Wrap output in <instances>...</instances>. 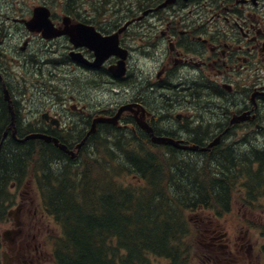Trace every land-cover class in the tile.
I'll return each mask as SVG.
<instances>
[{"label": "trees", "instance_id": "1", "mask_svg": "<svg viewBox=\"0 0 264 264\" xmlns=\"http://www.w3.org/2000/svg\"><path fill=\"white\" fill-rule=\"evenodd\" d=\"M65 1L72 6L93 4ZM124 1L98 0L104 7L128 3ZM1 86L0 82V190L9 180L24 177L30 168L35 171L48 210L62 226V237L54 247L56 264H144L149 256H162L172 263L184 261L187 211L203 203L218 214L229 212L230 184L239 176L246 180L245 195L255 190L264 195V152L252 150L244 155L236 152L240 148L221 152L222 143L214 147L212 157L199 154L192 159L175 152L148 155L142 146L131 149L133 139L117 140L121 145L117 143L116 158L104 151L101 162L88 157L79 167L78 158L65 159L51 144L40 141L35 152L31 140L18 143L9 138V132L2 142L9 113ZM200 126L196 136L208 135L209 130L202 131L204 126ZM254 155L259 164L256 172H233L236 161L249 164ZM122 176L142 184L123 182Z\"/></svg>", "mask_w": 264, "mask_h": 264}, {"label": "flooded vegetation", "instance_id": "2", "mask_svg": "<svg viewBox=\"0 0 264 264\" xmlns=\"http://www.w3.org/2000/svg\"><path fill=\"white\" fill-rule=\"evenodd\" d=\"M192 1L185 2L176 0L173 4H167L164 8L157 10L158 12L149 13L145 17L146 22H148L146 27L147 30L149 31L155 27L157 28L160 39L168 46L169 53L166 56V60L172 61L174 65V67L171 68L166 61L161 65V85L166 86L168 84L171 72L173 69L176 70L178 68V64L185 67L195 66L203 74L206 67L212 68L216 63V60H208L211 52L213 54L215 46H217L213 44L212 41L208 40L211 39V36L206 37L202 35V41L198 42L196 40L198 32H202L200 29L203 27V32L212 31L210 28H212L214 17L208 20L207 23H202V26L199 27L195 24V21L184 22L178 19V14H181L185 6L191 5ZM122 2L125 1L122 0ZM226 3L227 4L222 6L221 10L229 17L225 16L224 19L227 22L230 21L229 18L233 19V25L236 28V30L231 33L232 36L225 34L224 40H222V49L220 50L223 57L221 62L223 66V80L221 83V87L223 88L222 98L226 105L221 113H214L215 111L210 110L212 112L210 116L211 120L209 119V115L206 120L208 123L217 120L222 124L223 131L221 132V136L223 138L224 135L228 138L231 137V139H227L226 141H232V144L235 145L241 143L250 146L249 148L239 149L240 152L238 150L237 153H251L254 149L253 151L260 154L261 149L259 147H261L264 140V125H262L264 124V85L260 84L261 78L256 71L261 67L264 31L260 25V20L256 17L255 12L252 11L253 6L250 2L245 3V0L238 2L234 0V2ZM153 6V4H148L147 8ZM127 7L131 9L133 5H127ZM218 16L220 15L218 14ZM235 16H237V18H235ZM240 19L243 26L238 23ZM210 21L211 25H209ZM130 26L131 25L126 27L124 24L115 26L114 31L120 30L119 40L121 45L125 44L124 42L132 37L129 32ZM205 28H207V30ZM196 42L199 46L193 47V44ZM81 52L87 59H93V54L88 49H81ZM193 53L201 56L198 62L189 58L193 56ZM204 53L206 54L204 55ZM171 54H174V59L170 58ZM203 57L205 60L202 59ZM83 69L86 70L85 72L95 75L92 81H84V88L96 91L99 88L100 79L98 75L101 69ZM253 71L254 74L252 75L251 73ZM183 74L185 73H178L175 75V78L179 76L180 78L177 80L181 81ZM247 81L249 82L248 85ZM179 86L183 88V90L179 92L192 93L197 91V89L191 85L180 84ZM94 93L96 92H90L86 97L92 99ZM13 96H16V91L13 92ZM86 97L80 98L81 107L79 109L84 120L79 116L73 117L76 125L83 126L85 123V134L88 130L87 126L91 124L94 117L101 114L113 115L117 110V108H115L114 111H101L100 108L96 109L97 104H93L90 111H87L86 104L81 103ZM49 98L54 101L57 109L62 110V104L65 103L64 99L54 95L52 96L51 94H49ZM31 103H33V99L26 104L27 108L23 109L26 110L25 115H21L22 117H18L14 122L16 134L21 133L22 137L30 132L36 131L49 133V131L44 128H37L31 125V123H39V113L41 112L40 108H36L34 112L33 109L30 108ZM145 105L148 113L146 120L158 134L170 135L183 139L185 142H196L201 140V135L196 136L198 132L195 128L198 126H195V128L193 127L194 123L199 124V126H205V122L203 121L205 119L202 115L203 112L201 107L195 106L191 109L192 112L190 114H176V120L181 119L182 122L176 127L166 128L163 125L160 126L157 124L156 117L149 109V105L147 103H145ZM93 107H95V109ZM246 112H248L249 115L245 114ZM48 114L50 115L49 112ZM57 114L58 113H56L55 116H57ZM169 115H172L171 111ZM213 116H215L214 119ZM239 116H244L243 118H245V120L236 121V118ZM123 122H125V124L119 128L99 126L97 132L98 138L114 139L117 130H122L126 136L133 137V116L130 114L125 115L123 117ZM171 123H173V121L164 124ZM157 126L168 130L159 129ZM2 133L3 131L1 134ZM207 134V136L213 138L215 136V131L209 130ZM10 137L13 138L14 135L9 133V138ZM213 149L214 148H211L206 152L214 153ZM225 150L229 151L228 149ZM212 155L214 154H211V157ZM17 192L19 194V200L17 201L16 209L9 213L10 220L8 222L10 227L6 235H3L1 238V264H42L46 256L44 252L41 251L42 244L39 243L40 236L38 232L41 230L39 224H43L42 217H45V212L40 209L41 207H37L34 204V199L32 197L28 198L27 196H21L22 192L20 188H18ZM252 215V213L247 215L244 211L241 217L242 225L240 228L235 229L229 228L228 219L220 218L213 213L202 215L198 220L199 229L197 230L198 242L201 244L202 248L198 254L193 256V261H190L188 264H264V259H262L264 253L259 254L254 251L253 243L249 237L251 229L247 227L246 221L247 218ZM248 221L251 223V220Z\"/></svg>", "mask_w": 264, "mask_h": 264}, {"label": "rangeland", "instance_id": "3", "mask_svg": "<svg viewBox=\"0 0 264 264\" xmlns=\"http://www.w3.org/2000/svg\"><path fill=\"white\" fill-rule=\"evenodd\" d=\"M8 1L9 0H0V6L6 4ZM14 1L16 4H20V5L25 6V7L33 5V4H30V3H33L31 0H27V2L25 0H14ZM259 5L261 7H259L257 9L256 14L261 16L263 14L262 9L264 8V0H260ZM202 7L205 8L203 4H200L198 6L197 10H200V8H202ZM58 11H60V10H58ZM204 14H205L204 11H200L197 16H203ZM208 17L209 16H204L203 18L199 19L195 15L191 19H195V21H197V23H200L202 20H204ZM9 24H11V23H7V25L4 29L11 27ZM131 28L132 29H130V31L135 29L133 27H131ZM0 30L3 31L2 26H0ZM27 37H28V34L26 33L23 37V40H25ZM23 40H22V42H23ZM13 41L14 40L11 36L4 39L6 46L11 45V47H14V48H19L20 46H22L20 42H19V44L12 46ZM38 45H39L38 40L33 38L30 42V45L29 46L27 45L26 48L27 49L36 48ZM125 46L128 47V49H130L131 54H132L130 57V60H129V64H130L129 74L132 75L131 82L134 80L132 90L136 91L137 93L142 92V95L145 96L146 102H148L152 108H154L155 110H158L162 106L160 104V102L162 101L161 97L158 95H155L156 91L155 92H151V91L144 92V90L141 87L142 85L135 84V81L138 79H146L149 76L154 75V74L156 75L157 70L160 68V65L162 64V60L164 59L163 54H162L163 50H161L158 53L153 54V55L141 53V49L139 48L140 43L138 41H135L134 39L128 40L127 44ZM60 53H61V51H58V53L56 55L60 56ZM6 54L7 55H5V59L7 61H10V62L12 60L16 62L20 58L24 57V53H21V54L13 53V57H11V54L8 51ZM38 57L39 56L35 57V59H37ZM46 67L48 68V70H51V68H52L51 66H46ZM70 69H71V67L69 66L67 69L59 68V69L53 70V72L50 75L54 78L53 86L58 82V80L60 78L64 77L65 80L70 82L68 85L69 90H77V91L82 90V94H84V95L87 93H90V92H96L98 95L96 93H94V95L92 96V100H94L95 98H98L101 105H103L105 102H109L110 100L120 102L127 97V92L121 91L120 89L118 90L117 94H113L112 92L109 91V89L103 87L102 94H101L98 92L99 91L98 89L96 91H93L91 89L84 88V84H79L80 80H79V77H77L76 74L74 73L75 70H72V69L70 70ZM178 73H183V72L180 71ZM261 75L264 77V71H262ZM211 76L213 79H215L219 82L220 76H217L216 71H213L211 73ZM179 78H180L179 76L176 77V79H179ZM181 79L186 81V82L193 81V77L191 75H186V74H183ZM32 94L35 96V98L32 97L33 95H31V97H27V103L32 101V99H33V103L30 104V106H31L30 108H32L33 111L35 112L36 108H39L40 105L42 104V102H41V100H37L39 98H36L37 92L35 90H32ZM77 95H79V92H77ZM22 97H25L24 96V90H23V88L17 87L16 88V96L14 98L17 100L21 99V101H22L20 104L21 105V108H20L21 111L24 108V103H23ZM48 97H49V95H48ZM176 98L177 99L179 98L177 94L173 95L171 99L175 100ZM194 101L198 102L200 104V106H204V110H202V112H203L202 115L205 119L203 121L206 123L207 122L206 118L208 115H209V119L211 120V118H210V116L212 115L211 111H218L217 109H220V102L223 101V98L218 99V98H210V97H206V96L203 97L202 96V97H194ZM174 103L179 104V103H181V101H175ZM49 106H50V100L46 104V107H49ZM185 110H187V108L185 106L175 105L174 108L171 110L172 111L171 114L174 117L176 112L182 113ZM25 111L26 110H23L22 112L25 113ZM22 112H21V115H22ZM178 124H179L178 122L174 121L171 124H163V125L166 127H176ZM262 125H264V124H262ZM194 126H199V124L194 123ZM102 140H109V139L102 138ZM112 140H114V141L118 140L121 143H123L121 139H112ZM117 143L115 142L113 144L114 150H112L115 152L114 153L115 157H117V154L119 153V148H117ZM237 151H238V149H237ZM182 156L183 157L190 156L192 159L194 158V155H191V154L190 155L183 154ZM28 175H30V174H28ZM27 179L28 180L26 183H28V186L30 188V190L27 193V197L28 198L32 197L34 199L35 205H39V206L42 205L43 206L40 195L37 191L35 182L33 180L34 178L31 176H28ZM242 185H244V184L241 183L240 186H242ZM243 190H244L243 187H242V189H239V187L234 188L233 193H232L233 204L231 207V211L229 214H226L223 216V219H228V225H229L230 229L240 228V226L242 225L240 217L242 216V213L244 211V207H243L241 202L244 201L245 197H243V196L241 197L240 194L243 193ZM7 192L9 195V199L12 200L13 199V193H12L13 191H12L11 187L8 188ZM31 192H32V194H31ZM254 193H256V190L254 191ZM14 199H15V196H14ZM6 205H7V207H6V211H7L10 206L8 205V203ZM249 207H250V210L254 212L253 218H252L253 221L260 223V226H264V197L257 198L253 202V204L250 205ZM198 212H199V210H198ZM194 213H195L194 211L186 212V215H188L187 219L189 217L190 218L192 217L190 220H188V225H189V227H191V233H188L189 240L188 241H187V239L185 240V242L187 244L192 246V248L190 249V252H189L190 256H191V253H194L196 255V253H199L201 248H202L200 243L198 245L197 233L194 234V228L193 227H196L197 224L192 223V221L194 222V220L198 221L200 219V216L197 214L195 215ZM208 213H212V210L205 209L204 213L201 212L199 214L205 215ZM219 217H222V216H219ZM50 221L51 222H48V224H49L48 232L52 236V240L53 239L55 240L56 238H58L61 235V227L59 226V224L55 220L52 219ZM5 227H6L5 223L0 222V231H2ZM261 232L264 233V230L254 229V230H250V235H249V237L251 238V242L253 243V246H254V251L256 253H259V254L261 253V249L264 246V234ZM195 239H196V243L194 242ZM50 249H51V245L47 244V254L49 253ZM261 257H262V255H261ZM262 259H264V258H262ZM46 260H47V262L49 261L48 255L46 256ZM191 260H192V257H191ZM166 261L167 260H165L164 258L152 256V257H147V260L144 264H167ZM50 263H51V261L48 262V264H50ZM44 264H46V262Z\"/></svg>", "mask_w": 264, "mask_h": 264}, {"label": "water", "instance_id": "4", "mask_svg": "<svg viewBox=\"0 0 264 264\" xmlns=\"http://www.w3.org/2000/svg\"><path fill=\"white\" fill-rule=\"evenodd\" d=\"M42 8L43 7H37V8H35V10H34L35 11V13H34L35 15H34L32 21H34V19H37V18L40 17V14L42 13V10H43ZM80 33L81 34L82 33L88 34L87 31H81ZM99 36L100 35L97 33V35L95 36L96 38H93L91 40L90 47L96 48L97 46H100L102 48L101 52H103L106 48H110V47H114V46L116 48V46H117V40H116L115 37H114L115 39H113V38L101 39V37H99ZM34 137L44 138L46 140H50L48 137H46L44 135H41V134H34V135L27 136L26 139L27 138H34ZM156 140H157V142H164V143L172 142L171 140L161 139V138H156ZM54 141L57 142L56 140H54ZM60 147L63 148V149H66L65 146L60 145Z\"/></svg>", "mask_w": 264, "mask_h": 264}, {"label": "bare ground", "instance_id": "5", "mask_svg": "<svg viewBox=\"0 0 264 264\" xmlns=\"http://www.w3.org/2000/svg\"><path fill=\"white\" fill-rule=\"evenodd\" d=\"M21 47V46H20ZM14 48V47H13ZM25 48H26V46H25ZM15 126V125H14ZM116 138H114V139H121L122 140V142L124 143V142H126L127 140H129V139H132L133 137H129V136H126V134L124 133V131H122V130H117L116 131ZM34 134H41V135H46V133H42V132H30L29 134H27V135H25V136H23L22 138H25L26 136H30V135H34ZM13 135L15 136L16 135V128L14 129V133H13ZM120 145H121V143L120 142H118ZM242 149V148H241ZM112 150H114V146H112L111 148H110V153H111V155H114V151H112ZM239 150V149H238ZM254 150V149H253ZM236 152H237V150H236ZM239 152H240V150H239ZM238 152V153H239ZM115 156V155H114ZM130 156H132V157H137L136 155H134V154H131ZM241 157V156H240ZM93 158V157H92ZM116 158V157H115ZM89 159H87V160H84L83 162H81L80 164H79V167H83L84 165H85V163L88 161ZM99 162H101V160L100 159H97ZM149 164V163H148ZM150 165V164H149ZM139 167V166H138ZM141 169V168H140ZM173 175H171V177H172ZM175 178V177H174ZM174 182V181H173ZM168 185V184H167ZM170 189V188H169ZM174 189V188H173ZM214 200H217L216 198H213V199H211V201H214Z\"/></svg>", "mask_w": 264, "mask_h": 264}]
</instances>
